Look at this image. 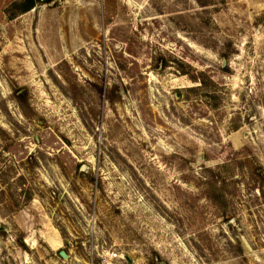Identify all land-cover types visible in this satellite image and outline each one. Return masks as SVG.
I'll use <instances>...</instances> for the list:
<instances>
[{
  "label": "rangeland",
  "instance_id": "rangeland-1",
  "mask_svg": "<svg viewBox=\"0 0 264 264\" xmlns=\"http://www.w3.org/2000/svg\"><path fill=\"white\" fill-rule=\"evenodd\" d=\"M21 1L0 264H264V0Z\"/></svg>",
  "mask_w": 264,
  "mask_h": 264
},
{
  "label": "trees",
  "instance_id": "trees-1",
  "mask_svg": "<svg viewBox=\"0 0 264 264\" xmlns=\"http://www.w3.org/2000/svg\"><path fill=\"white\" fill-rule=\"evenodd\" d=\"M37 1H39V0H22L21 4L19 6V11L20 12H24V11L30 10L31 8L34 7V5L36 4ZM42 1L45 2V3H49L51 0H42ZM7 13H8V11H7ZM8 17L9 18H13L14 17V13L9 14Z\"/></svg>",
  "mask_w": 264,
  "mask_h": 264
},
{
  "label": "water",
  "instance_id": "water-1",
  "mask_svg": "<svg viewBox=\"0 0 264 264\" xmlns=\"http://www.w3.org/2000/svg\"><path fill=\"white\" fill-rule=\"evenodd\" d=\"M59 255L63 258L66 259L68 257L67 253L64 250L59 251Z\"/></svg>",
  "mask_w": 264,
  "mask_h": 264
}]
</instances>
